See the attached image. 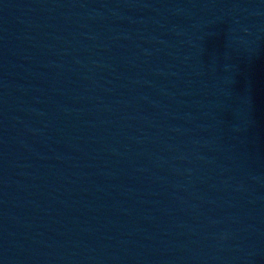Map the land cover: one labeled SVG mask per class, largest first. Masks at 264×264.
<instances>
[{
	"label": "water",
	"instance_id": "water-1",
	"mask_svg": "<svg viewBox=\"0 0 264 264\" xmlns=\"http://www.w3.org/2000/svg\"><path fill=\"white\" fill-rule=\"evenodd\" d=\"M0 264H264V0H0Z\"/></svg>",
	"mask_w": 264,
	"mask_h": 264
}]
</instances>
